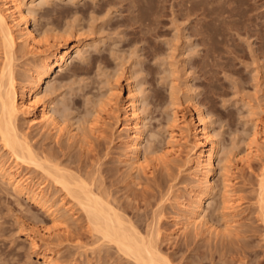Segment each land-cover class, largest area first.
<instances>
[{"label": "rangeland", "instance_id": "1", "mask_svg": "<svg viewBox=\"0 0 264 264\" xmlns=\"http://www.w3.org/2000/svg\"><path fill=\"white\" fill-rule=\"evenodd\" d=\"M25 10L47 45L41 53L23 41L15 46L11 62L20 84L45 51L81 44L39 89L59 127L19 115L35 151L93 181L142 233L156 238L162 228L158 244L177 264H264V0H37ZM1 36L0 74L7 62ZM74 63H81L79 70ZM130 82L140 94L144 129L141 166L134 168L119 109ZM198 105L218 144L215 187L201 212L208 224L179 231V199L197 186V168L188 161L194 137L179 117L198 120ZM255 130L257 149H248ZM9 156L0 139L1 164L15 168ZM19 171L50 187L49 202L37 203L0 175V264H43L29 229L55 250L54 264H137L99 241L83 209L45 173ZM68 201L72 211L64 207Z\"/></svg>", "mask_w": 264, "mask_h": 264}, {"label": "bare ground", "instance_id": "2", "mask_svg": "<svg viewBox=\"0 0 264 264\" xmlns=\"http://www.w3.org/2000/svg\"><path fill=\"white\" fill-rule=\"evenodd\" d=\"M36 1L37 0H1L0 34L2 35L1 37L6 48L7 62L0 74V139L2 146L8 149L10 153L9 161L15 163L16 167L14 168L12 166L7 168V166L5 167L0 162V175L7 177L16 191L24 193L37 203L46 206L49 202L46 191L50 189V187L48 189L47 187L45 188L43 184H38L32 177L30 178V176L26 174H21L19 171L22 167L41 170L50 177L57 186L62 187L67 192V195L71 196L77 203V206L83 209L88 217L91 232L99 241L114 244L119 252L121 251L122 254L124 253V255H127L137 264H177L170 256L162 252L158 244L157 239L163 234L162 228L156 226L158 228L157 231H155L157 239L154 237L155 235L153 236V231V234L151 232L147 234L142 233L132 220L126 218L127 215L125 217V215L121 213L122 211L120 210V212L115 207L116 205H113L110 198L108 199L109 196L107 195V197L105 195L107 192H102L98 187H94L93 181L80 175H75L68 170V168L53 163L51 160L52 158L50 157V159L48 155L45 154V157H41V154L39 155L31 145L26 135L27 133L25 134L22 130V132L20 131V125L17 121L19 115L22 113L24 115H30V120L32 122H38V124H43V126L50 125L52 128L59 127V121H57V118L51 112V101H44L42 99V109L39 112L37 111V107H39L42 102L39 98V89L44 78L51 75L56 68H58V70H63L72 52H77L81 48V44L66 43L67 46L63 47L61 51H59V48H53L49 53L43 51L44 53L42 52L43 55L39 57L38 63H35L36 66L34 70L32 72L31 69L29 70L31 74L27 77V84H20V82L17 81L12 67L11 54L19 41L25 42L27 46H31L30 48L33 47L38 53H41L39 50H41L42 45H47V43L42 44L41 39L30 27L29 18L27 16L28 10H25V7L28 9V7ZM80 67L81 63H74L73 70L75 68L77 71ZM60 75L63 77L66 76L63 72ZM128 89V100L126 102H121L119 109L125 110L126 122L124 126L130 131L129 139L126 142V155H128L132 163L135 164L132 166L134 168V166H141L140 152L142 139L144 138V129H142L143 117L139 113L141 103L140 94L137 92L132 82L128 83ZM196 111L198 120L194 116L191 119H186L183 115L179 117L182 119V129L189 130L194 137L195 156L193 157L191 155L192 157H190L189 155L190 159L188 161L190 164H193H191L192 166L197 168V173L194 174V178L197 180V186L188 191V195L184 200L182 199L183 201H180L177 196L175 198L179 199V202L176 201L179 203V210H177L179 212L177 213L175 210L177 214L175 215L174 213V218L178 225L176 229L179 231L181 229V231H184L183 229H188L189 226H194L193 228H196L202 224L204 226L208 224V221H203L201 212L205 210L206 201L210 199L209 196H211L212 190L215 187L213 186L212 177L218 144L209 131L208 122L199 105L196 106ZM180 112L181 111L178 109L175 113L177 114ZM253 132L251 136L252 139L248 144V149H252L256 146V142L258 141L257 130ZM172 137L175 138L176 136L173 134ZM181 137L182 139H186L183 132L181 133ZM257 146L255 147L256 149ZM250 151L251 150H249V152ZM226 185L227 184L223 185L225 186L224 188L228 186ZM261 189L262 192L260 191L261 193L259 196L262 198V200L260 199L262 203L260 204L262 206L264 204V181H262ZM228 190L226 192H228ZM64 204H66L65 206L63 205L66 207L65 209L70 208L71 210L69 211H72L73 206L71 207L72 204L69 201ZM52 209V206H50V212L54 217H58L60 214L58 213L57 215L56 211ZM60 218H62V216ZM25 232L31 238L30 244L32 249L35 251L43 250V264H54L56 262L54 260L56 252L50 245H47V248L46 245L43 247L37 237L39 234L38 231L29 229V231L26 230ZM46 233L47 231L44 232V234L49 236V234Z\"/></svg>", "mask_w": 264, "mask_h": 264}]
</instances>
